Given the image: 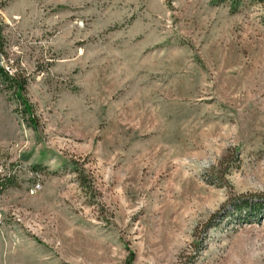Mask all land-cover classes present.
Segmentation results:
<instances>
[{"label":"rangeland","instance_id":"obj_1","mask_svg":"<svg viewBox=\"0 0 264 264\" xmlns=\"http://www.w3.org/2000/svg\"><path fill=\"white\" fill-rule=\"evenodd\" d=\"M0 66V264H264V0H0Z\"/></svg>","mask_w":264,"mask_h":264},{"label":"trees","instance_id":"obj_2","mask_svg":"<svg viewBox=\"0 0 264 264\" xmlns=\"http://www.w3.org/2000/svg\"><path fill=\"white\" fill-rule=\"evenodd\" d=\"M0 76L4 77L5 79L8 80H14L16 88H17V92L19 93V97L22 99V101L24 102V104L26 105V107L31 110V104H29V101L26 100L23 96V92L25 89V85L23 83V81L18 80L15 76H12L8 71H6L4 68H2L0 66Z\"/></svg>","mask_w":264,"mask_h":264},{"label":"built area","instance_id":"obj_3","mask_svg":"<svg viewBox=\"0 0 264 264\" xmlns=\"http://www.w3.org/2000/svg\"><path fill=\"white\" fill-rule=\"evenodd\" d=\"M36 187H38V186H36ZM35 191V189H33V192Z\"/></svg>","mask_w":264,"mask_h":264}]
</instances>
